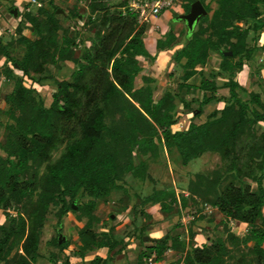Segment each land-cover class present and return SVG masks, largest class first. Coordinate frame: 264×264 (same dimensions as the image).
I'll return each mask as SVG.
<instances>
[{
  "label": "trees",
  "instance_id": "trees-1",
  "mask_svg": "<svg viewBox=\"0 0 264 264\" xmlns=\"http://www.w3.org/2000/svg\"><path fill=\"white\" fill-rule=\"evenodd\" d=\"M39 2L35 12L25 4L22 17L36 33L31 38L22 33L21 22L16 27L17 41L23 45L20 57L10 52V44L0 39V58L9 60L21 72L15 77L11 92L4 97L8 104L6 123L8 130L1 145L6 156L0 155V209H17L9 216L7 225L0 224V264H35L40 257L39 245L42 229L50 208L55 209L57 226L68 212H75L87 220L78 232L80 244L77 252L106 247L114 250L118 240L113 238V227L98 233L94 224L100 222L94 210L99 199L106 198L119 188V181L130 173L140 179L153 178L147 173V163H135L134 151L158 156V144L169 150L176 148L182 163L187 164L205 152H217L223 163L210 174L195 173L188 182V197L179 200L186 206L189 199L210 204L224 218L246 223L247 233L239 238L226 236L232 243L226 245L222 237L196 245L190 229L189 247L179 234L165 233L146 245L142 257L154 256L161 261L169 249L182 251L175 261L184 264H228L233 251L240 252L236 260L243 263L246 252L255 256L258 264L264 263V129L258 133L257 125L264 122V99L259 92L251 91L248 100L241 99V88L235 76L243 63L251 59L258 49L257 31L264 27V0H218L211 18H199L197 30L193 28L187 44L176 53L185 58V72L180 87H197L203 91L193 118L203 112L211 101H223L221 108L209 112L200 123L190 122L183 130H172L177 122L175 96L165 91L154 99L150 77L142 76L145 85L135 86L142 67L138 56L148 57L143 35L146 24L139 22V13L131 9V0H87L88 16L83 24L91 31L89 46L76 54L78 42L61 23L55 0ZM184 4V13L191 3ZM203 4V1L200 0ZM70 17L80 18L77 4ZM252 20V24L242 26ZM250 31L254 32L251 42ZM161 42H157L159 46ZM231 51L221 56L220 70L209 78L202 77L194 86L188 80L197 74L194 69L204 63L208 50ZM197 51V53H196ZM71 61L77 67L69 80L57 81L49 105L25 79L39 82L52 77L49 66L58 67ZM202 64V63H201ZM3 73L13 77V70L4 64ZM46 73V74H44ZM40 75V76H37ZM228 81L221 86L229 88L228 96H217L216 76ZM243 89V88H242ZM183 100V99H182ZM189 109V103L183 102ZM55 152H59L55 157ZM250 179L257 185L253 189ZM80 192L82 198L77 200ZM145 203H159L163 210H171L177 202L172 188L153 187L144 197ZM173 209V208H172ZM145 234H140V241ZM52 243L64 252L68 240ZM253 241L249 246V242ZM17 248L10 256L11 249ZM21 250V251H19ZM146 253V254H145ZM51 254L52 264H72L66 256L57 259ZM107 258L96 255L88 264H106Z\"/></svg>",
  "mask_w": 264,
  "mask_h": 264
},
{
  "label": "rangeland",
  "instance_id": "rangeland-1",
  "mask_svg": "<svg viewBox=\"0 0 264 264\" xmlns=\"http://www.w3.org/2000/svg\"><path fill=\"white\" fill-rule=\"evenodd\" d=\"M119 1L120 0H111V3L116 4ZM133 1L135 0H131L129 2V6H131L130 4ZM141 1L144 2V0ZM186 1L187 0H175L172 7L163 9L160 14L168 11L172 13L173 16H175L177 14L175 9L176 7H180L182 9L181 11L184 12V4L186 3ZM202 1L203 6L208 14V16H206L204 19L206 20V18H211L213 13L216 11L218 7V0ZM30 2L33 4V6L31 7V11L35 12L37 7L39 6V2L34 0H30ZM86 3L87 0H55V4L58 7L57 10H61L59 12L56 11L61 23L64 27L69 29L72 36L78 42V47L76 48L77 55H80L83 49L88 48L90 44L88 38L92 35L91 31L85 30L83 27V24L88 16ZM43 4L47 6L46 0ZM75 4H77L78 10L81 13L80 18L70 17V10ZM12 8H18V10H20L16 17L12 16ZM24 10L25 8L22 7V4L17 3V1L15 0H0V33L2 34L1 40L4 41L2 43L5 44L9 42L12 43L10 44V52L15 57H20L24 51L23 45L17 41L18 33L15 31V26L18 22H26V20L22 17V13L24 12ZM163 17L164 16L161 15V19ZM20 18L21 21H19ZM152 19L153 17L151 18V20ZM161 21L159 22L161 23ZM153 22H156V20ZM159 22L157 23L160 24ZM252 22V20H248L246 23L241 22L240 24L245 27L248 24L251 25ZM25 25L29 29L25 30V34H27V36L29 37L35 36V32L33 31L31 25L27 22ZM173 25L174 23L171 22L169 24L170 27L168 31L160 33V37L157 38L155 47L157 48L158 52L167 50L166 47L171 46L174 40H176V34L170 31L173 28ZM198 26L199 24H195L194 28H196L197 30ZM262 29H260L256 33V45L258 47L262 46V44H259V39L261 38L260 32ZM184 35L185 34L183 32L182 36ZM254 35V32L250 31V34L248 36V41L250 43H252L251 37H253ZM147 40H149V37ZM143 41L145 45L144 35ZM159 41L161 42V44L158 46L157 42ZM261 41H263V38H261L260 42ZM186 44L187 43L182 45L181 49H178V46L174 51V56H170V61H172L174 64L173 69L170 67L171 74H169L168 76V74L166 73L169 68V66H167L166 68L162 69V73H160V76H162L163 78L159 76L161 78V81L164 80V78H169L167 84L163 86L166 87L169 92L175 96V116L177 118V122L171 127L173 131L186 129L192 120V122L195 123L204 121L209 112H211L216 107L221 108L224 104V102L222 101L216 105L211 104L209 106H206L203 108L204 111L200 116L193 118L194 112L198 109L199 102L202 98L201 92L199 91L200 93L198 92L196 94H193V97H191L192 95L185 93L184 88L187 89V87L179 86V83L182 81L181 76L185 72V67L183 68L182 65L185 62V58L182 57L184 61L181 62L182 58L179 59L178 55L176 57V53L179 52V50H182ZM145 48L148 52L147 58H155V51H150L146 47V45ZM208 52V56L204 61L205 64L201 62L202 64L200 63L196 65V67H194L198 74L197 82H199L203 76L209 78L211 77V74L213 75L214 73L215 75V73L220 70L219 64L223 59L221 54H229L228 52L231 51H224L222 49L218 51L210 48ZM147 58H145V60L142 62L144 65L149 64V60ZM0 60V155L6 156V152H4L1 145L5 142L8 132L5 124L11 122V120L7 116L6 111L8 108V104L6 103L4 97L7 93L11 92L15 77H20L21 72L19 70H16L9 60H6L5 58H0ZM257 63L259 64L258 66ZM4 64H7V66L13 70V77L9 78L5 75V73H3ZM260 64L264 67V60L260 61V53L255 51L253 52L251 59L243 63L242 70L244 71L241 70L237 72L238 75L244 76L242 77V80L239 81L243 89L241 86V88L237 89V92L241 96V99L248 100L251 91L259 92L261 97L264 99V80L259 79L258 77L260 76L256 75L259 74V72H262ZM76 67L77 65L71 61L63 62L58 67L50 65L48 68L52 73V77L44 78L39 82H31V80L25 79V84H32V86L44 98L45 104L49 105L51 102V95L55 91L57 81L62 79L69 80L72 71ZM250 69L253 73V77H250L248 74V70ZM137 78L138 79L135 81L136 87L140 86L141 84L140 77ZM225 81H228V79H224V81H222L219 76L218 78L216 76V83H218L219 85H221ZM176 82H178V84H176ZM239 82L237 83L239 84ZM163 86H159L155 94L153 93L154 99L159 98L161 90L162 88H164ZM221 95L228 96L229 88H223L221 86L219 88V91H217V96ZM183 102L189 103L190 108L186 109ZM263 129L264 122H259L257 125L258 133H260ZM58 153L59 152H55L54 156L56 157ZM134 160L135 163H139L140 161H145L147 163V173L153 178L154 182L149 179L136 178L128 173L121 181H119L118 189L113 190L106 198L99 199L97 201V207L94 210L96 216L100 218V222L94 224V229L98 233H100L107 231L109 227H113V238L119 241L113 251L108 252V249L106 248L105 251H101L102 254L107 256L108 259L110 258V256H113L112 264L155 263L153 256L150 258L145 257L144 260V257L141 256L142 251L147 249L146 243L153 242L150 240L163 236L165 232H168L170 234H179L181 237H183V240H185L186 244L187 240H189L188 242H191L190 229H192L194 231L192 241L196 245L208 243L212 238L215 237H222L223 239H225V243L228 247L232 246V243H230L226 238L228 231L229 233L232 232V236H237L239 240L244 234L247 233V229L249 227L246 224L222 217V215L216 208L212 207V209H207L206 205L196 203L195 201L197 200L194 201L193 199L187 200L186 206H182L180 204L179 199L182 196L185 197V195L188 193V182L191 178H193L195 173L210 174L213 169L222 165L223 160L217 152H205L200 157L194 158L187 164H183L180 153L176 148H171L169 150L164 146L162 142H160L158 144L157 157L150 156L149 154L143 155L135 150ZM244 182H250L253 189H256L257 187L255 182L251 181L250 179H245ZM153 187H168L174 189L176 196L178 195V198L177 202L172 206L173 209L171 208V210H163L160 207L159 203H145L143 201L144 197L152 192ZM77 198L78 201L86 200L85 197L82 198L80 192L77 194ZM54 213L55 209L50 208L41 233L39 245L40 257L37 259L35 264H52L50 260L51 254H58L57 259L59 260H63L66 256H68L72 264H88V262L96 256L95 254L97 252L93 250H86L84 256H80L77 252L78 246L80 244L78 232L86 222L87 218H80L76 215L75 212L70 211L66 214V216H64L61 228H58L57 217ZM7 214H9V216H15L17 214V209L10 208L6 212L0 209V224H8L9 216ZM141 233L145 234V236L147 237H150V240L144 241L143 236L142 240L144 243H142L140 241ZM56 236H62V241L68 240L69 245L64 250V252H59V249L52 243V240ZM252 243L253 241L249 242L248 245L251 246ZM189 244L190 243L186 244L185 248L189 247ZM238 246H240V248H243L244 253L246 254L245 261L240 264H258L255 256L246 252V247L243 246L240 241L238 243ZM16 249L17 248L15 247L11 249L10 256L14 254ZM233 253L234 258H226V260H228V264H239V262H237L236 260L240 256V252L233 251ZM171 264H179V262L173 260Z\"/></svg>",
  "mask_w": 264,
  "mask_h": 264
},
{
  "label": "crops",
  "instance_id": "crops-1",
  "mask_svg": "<svg viewBox=\"0 0 264 264\" xmlns=\"http://www.w3.org/2000/svg\"><path fill=\"white\" fill-rule=\"evenodd\" d=\"M15 1H17V3H20V4H22V7L23 8H25V4H27V3H29L30 2V0H15ZM35 1V0H34ZM40 4V3H39ZM33 6V4L30 2V6H29V8H28V10H30L31 11V7ZM14 9H16V12H15V14H14ZM176 9V12H177V14L175 15V16H173V14L172 13H170V12H168V11H166V12H163L162 14H159V15H157V16H153V19L151 20L150 19V21L146 24V29H145V33H144V40H145V45H146V47L150 50V51H155V58H147V57H143V56H138L137 58H138V60H139V62H140V64H141V67H142V70H141V72L138 74V76L137 77H140V80H141V84H140V86L141 85H145V83L143 82V80H142V76H147V77H150L151 79H152V81L149 83V85L153 88V93L155 94V92L157 91V88H159V86H165L166 84H167V82H168V79L169 78H164V80H160L161 78H163L162 76H160V73H162V69H164V68H166L167 66H169V68H168V70L166 71V73L168 74V76H169V74H171V68L173 69V66H174V64H173V62L172 61H170V56L171 57H173L174 56V51H175V49L179 46V48L178 49H181V46L182 45H184L185 43H187L188 42V39H189V36H190V32L188 31V29H187V27H186V25H185V22L183 21V20H181L180 18H179V16L180 15H182V14H184V12H182L181 10V8L180 7H176L175 8ZM19 11L20 10H18V8H12L11 9V13H12V16L13 17H16L17 16V14L19 13ZM161 15H163L164 17L161 19ZM19 16V15H18ZM21 17V16H20ZM156 20V22H153V21H155ZM162 20V21H161ZM19 21H21V18H20V20ZM159 21H161V23L159 22ZM153 22V23H152ZM157 22H159L160 24H158ZM171 22H173L174 23V25H173V28L170 30L171 32H174L175 34H176V40H174V42L172 43V45L171 46H167L166 47V49L167 50H165V51H161V52H158L157 51V48L155 47V42H156V40H157V38L158 37H160V33H162V32H165V31H168V29H169V24L171 23ZM20 22H18L17 23V25L19 24ZM26 24V22H23V21H21V26H22V33L24 34V35H26L27 36V34H25V30L26 29H28L27 28V26L25 25ZM17 25L15 26V31H16V27H17ZM29 30V29H28ZM161 30V31H160ZM185 30V31H184ZM183 32H184V36H182L183 35ZM260 34H261V38H263V41H261L260 42V40H261V38L259 39V44H262V46H259L258 47V49L256 50V52H259L260 53V61H263L264 60V28L261 30V32H260ZM35 35H36V33H35ZM150 35V36H149ZM2 37V34L0 33V39H2L1 38ZM29 37V36H28ZM34 37V36H33ZM33 37H31V38H33ZM148 37H149V40H147L148 39ZM1 42H4V41H2L1 40ZM183 43V44H182ZM177 49V50H178ZM157 51V52H156ZM145 58H147L148 60H149V64L148 65H144L142 62L145 60ZM1 61V60H0ZM184 61V59L182 58V61L181 62H183ZM181 62H179V63H181ZM259 64L257 63V66H258ZM261 65V64H260ZM246 66H247V64H246ZM171 67V68H170ZM249 68V67H248ZM263 68V69H262ZM206 69V68H205ZM215 69V68H214ZM243 69V68H242ZM241 69V70H242ZM257 69V68H256ZM240 70V71H241ZM261 70H262V72H259V74H256L257 76H260V77H258L259 79H261V80H264V67L261 65ZM160 71V72H159ZM216 71H218V70H216ZM242 71H244V70H242ZM259 71V70H258ZM261 73H262V75H261ZM159 74V75H158ZM248 74H249V76L250 77H253V73L251 72V69L250 70H248ZM237 75H238V73H237ZM236 75V76H237ZM161 78H160V77ZM197 76H198V74H196V75H194V76H192L189 80H188V83H190V84H192V85H194V86H196V85H198L199 84V82H197ZM235 76V80L237 81V82H239V81H241L242 80V77H244L243 75L242 76H240V75H238L237 77ZM217 78H218V76H217ZM219 78H221L222 79V81H224V79H226L224 76H222V75H220L219 76ZM138 79V78H137ZM136 79V80H137ZM194 79V80H193ZM195 81V82H194ZM243 83V82H242ZM176 84H178V82H176ZM217 85L219 86V88L221 87V85H219L218 83H217ZM239 85L241 86V84H240V82H239ZM243 85V84H242ZM163 86V87H164ZM139 87V86H138ZM223 87V86H222ZM242 87V86H241ZM219 88L217 89V91H219ZM224 88V87H223ZM243 88V87H242ZM184 90H185V93L186 94H189V95H192L191 97H193V94H196V93H198L199 91L201 92V97L203 96V91L201 90V89H198L197 87L195 88V87H192L191 89H186V88H184ZM165 91H169L166 87H164V88H162V90H161V94H160V96L159 97H161V95L165 92ZM199 92V93H200ZM154 94H153V97H154ZM216 94H217V92H216ZM221 96H226V95H221ZM202 99V98H201ZM222 102V101H221ZM218 103H220L219 101H211L210 103H208V104H206V105H204L203 106V108L204 107H206V106H209V105H211V104H214V105H216V104H218ZM216 107V106H215ZM217 108V107H216ZM215 108V109H216ZM214 110V109H213ZM204 111V110H203ZM203 113V112H202ZM201 113V114H202ZM196 118V117H195ZM185 197L187 198L188 197V193L185 195ZM177 198H178V195H177ZM180 201V200H179ZM181 204V203H180ZM204 205H206V208L207 209H212V207L213 206H211L210 204H204ZM201 207H203V206H201ZM213 208H215V207H213ZM220 214H221V212H220ZM222 215V214H221ZM222 217H224L223 215H222ZM238 222V221H237ZM240 223H242V222H240ZM244 224H246V223H244ZM166 233V232H165ZM188 235V234H187ZM145 236V235H144ZM162 237V236H161ZM158 238H160V237H158ZM208 238V237H207ZM181 239H183V237H181ZM152 240V239H151ZM150 240V241H151ZM188 241L189 240H187L186 241V244H188ZM147 245H149V244H152V242H149V243H146ZM105 248L106 247H102V248H95V249H93V251H96L97 253L95 254V255H99V256H101V257H103V258H107V256H105V255H103L102 254V252L101 251H105ZM188 248V247H187ZM107 249V248H106ZM182 253V251H180V250H176V249H169L166 253H165V255H164V258L161 260V261H154L155 263H150V264H171L172 262H173V260H175V258H176V256H178L179 254H181ZM154 257L155 255L153 254V255H151L150 257ZM149 257V258H150ZM112 258H113V256H110V258L108 259L107 258V262H106V264H112ZM144 260H145V257L143 258ZM111 260V261H110ZM179 264H184L183 263V260L182 261H179Z\"/></svg>",
  "mask_w": 264,
  "mask_h": 264
},
{
  "label": "built area",
  "instance_id": "built-area-1",
  "mask_svg": "<svg viewBox=\"0 0 264 264\" xmlns=\"http://www.w3.org/2000/svg\"><path fill=\"white\" fill-rule=\"evenodd\" d=\"M175 0H135L130 5L131 9L138 10L139 22L147 23L153 16H157L163 9L172 7Z\"/></svg>",
  "mask_w": 264,
  "mask_h": 264
},
{
  "label": "water",
  "instance_id": "water-1",
  "mask_svg": "<svg viewBox=\"0 0 264 264\" xmlns=\"http://www.w3.org/2000/svg\"><path fill=\"white\" fill-rule=\"evenodd\" d=\"M14 14L16 12V9L13 10ZM61 10H57V12H59ZM207 15V12L202 4V2L200 0H195L191 3L190 5V10L187 13H184L182 15L179 16V18L181 20H183L185 22V25L188 29L189 32H191L195 26V24L197 23V21L199 20L200 17ZM229 54H231V52H228ZM229 236H232V232L229 233ZM60 238V236H59ZM144 241H148L150 240V237L144 236L143 237ZM62 241V239H59V243Z\"/></svg>",
  "mask_w": 264,
  "mask_h": 264
}]
</instances>
